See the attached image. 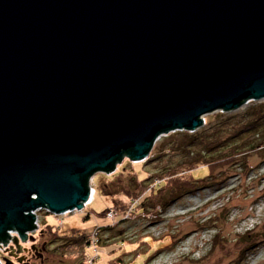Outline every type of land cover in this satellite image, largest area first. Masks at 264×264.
<instances>
[{"label": "water", "instance_id": "obj_1", "mask_svg": "<svg viewBox=\"0 0 264 264\" xmlns=\"http://www.w3.org/2000/svg\"><path fill=\"white\" fill-rule=\"evenodd\" d=\"M261 99L264 0H0L5 252L34 240L33 213L80 211L94 173Z\"/></svg>", "mask_w": 264, "mask_h": 264}, {"label": "rangeland", "instance_id": "obj_2", "mask_svg": "<svg viewBox=\"0 0 264 264\" xmlns=\"http://www.w3.org/2000/svg\"><path fill=\"white\" fill-rule=\"evenodd\" d=\"M260 105L264 99L246 100L235 110L206 114L202 126L193 132L178 130L159 136L141 161L124 157L111 173H94L89 178L90 200L80 211L60 215L37 211V228L31 235L39 245L45 244L43 257L53 258L49 251L60 242L51 243L56 234L50 230L39 236L50 226L58 235L72 229L87 235V264H264V148L251 152L245 172L238 164L212 168V179L206 166L193 170L192 178L204 181L165 207L132 209L133 213L123 216L116 204L122 197L102 192L106 185L114 187V182L131 183V189H137L136 180L149 177L145 185L141 183L147 187L155 173L185 159L179 146L187 141L185 135H205L218 118L240 115ZM195 150L203 153L204 147ZM5 256L0 249L2 264ZM41 258L30 259L29 264H38ZM51 261L47 264H56Z\"/></svg>", "mask_w": 264, "mask_h": 264}, {"label": "trees", "instance_id": "obj_3", "mask_svg": "<svg viewBox=\"0 0 264 264\" xmlns=\"http://www.w3.org/2000/svg\"><path fill=\"white\" fill-rule=\"evenodd\" d=\"M208 125L211 127L213 124L210 122ZM210 130V133L205 135L198 133L192 136L185 135L187 141L184 140L179 144L185 159L174 163L160 173H155L154 179L147 184V187L144 185L145 182L150 181L149 177L143 178L142 181L136 180V183H139L137 189H131V183L126 186L114 182V187L106 185L102 192L105 195L122 197V199H117L116 204H119V211L124 216L128 211L133 213L132 209L140 212L148 207H165L181 193L192 191L197 187L198 182L204 181L202 179L197 181L191 175L193 170L201 166H206L210 173H212V168L235 164H238L240 171H247L246 162L251 152L264 148V105L252 106L240 115L218 118ZM194 146L195 148L203 146L204 152L200 153L195 150ZM210 177L213 179V173ZM208 184H210L209 181ZM171 195L173 196L170 200L167 199ZM129 205L131 209L127 210ZM47 230L52 231V235L56 234L51 238V243L60 242L54 248L55 250H48L51 254L53 252V258H44L43 251L38 264L52 263L51 259L56 264L66 261L69 264H87L86 255L89 246L86 234L72 229L68 234L58 235L52 227L45 226L39 232V236L42 237Z\"/></svg>", "mask_w": 264, "mask_h": 264}, {"label": "flooded vegetation", "instance_id": "obj_4", "mask_svg": "<svg viewBox=\"0 0 264 264\" xmlns=\"http://www.w3.org/2000/svg\"><path fill=\"white\" fill-rule=\"evenodd\" d=\"M44 245H39V242L34 240L29 245L23 244V248L26 250L22 251L20 254H16L14 251H8L6 252V256L4 258L8 257V259L14 264H29L30 259L40 258V254H42L45 249ZM9 247H7L5 250L7 251Z\"/></svg>", "mask_w": 264, "mask_h": 264}, {"label": "built area", "instance_id": "obj_5", "mask_svg": "<svg viewBox=\"0 0 264 264\" xmlns=\"http://www.w3.org/2000/svg\"><path fill=\"white\" fill-rule=\"evenodd\" d=\"M248 101V100H247ZM90 191H91V189H90ZM90 196H91V194H90ZM90 200V198L88 199V201ZM87 203H85L84 204V206L86 205ZM46 212V211H45ZM34 215L36 214V212L35 213H33ZM35 218H36V215H35ZM34 225L36 226V228H37V218L35 219V222H34ZM35 231V230H34ZM33 231V232H34ZM32 233V232H31ZM31 233H27V235L29 236V235H31ZM8 236H9V239L7 238V242H5V243H1L0 242V247H1V249H6L8 246H10L11 245V241H12V239H13V236H15L16 235V232L15 231H8ZM3 244H5V245H3ZM0 264H2V262L0 261Z\"/></svg>", "mask_w": 264, "mask_h": 264}, {"label": "bare ground", "instance_id": "obj_6", "mask_svg": "<svg viewBox=\"0 0 264 264\" xmlns=\"http://www.w3.org/2000/svg\"><path fill=\"white\" fill-rule=\"evenodd\" d=\"M156 141H157V140H156ZM156 141H155V142H156ZM152 148H153V147H152ZM123 158H124V157H123ZM7 233H8V232H7Z\"/></svg>", "mask_w": 264, "mask_h": 264}]
</instances>
